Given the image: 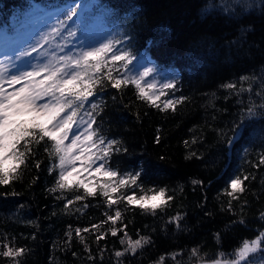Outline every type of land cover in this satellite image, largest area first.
<instances>
[{
    "label": "trees",
    "instance_id": "1",
    "mask_svg": "<svg viewBox=\"0 0 264 264\" xmlns=\"http://www.w3.org/2000/svg\"><path fill=\"white\" fill-rule=\"evenodd\" d=\"M79 1L86 8L81 7L85 13L77 28L98 13L113 26L116 40H124L120 48L136 58H151L174 81L157 101L159 108L139 99L134 85L116 89L105 81L103 90L98 86L78 110L94 117L93 127L107 139L120 142V151L102 161L105 166L121 175L140 172L137 185L125 186L113 198L133 193L139 198L153 194L150 188H166L173 198L153 214L123 199L109 208L98 187L94 197L75 187L51 192L59 170L49 171L57 161L45 152L50 143L45 138L40 145L30 144L33 154L18 177L0 185V243L25 249L19 264H197L198 257H190L193 248L204 260L214 259L264 231V165L256 166L264 153L261 0H0V30L13 34L34 4L58 11L70 4L78 8ZM245 4L256 6L245 10ZM76 36L67 35L66 42ZM228 83L236 87H222ZM167 100L175 103L174 111L162 110ZM250 102L257 106V116L244 119L243 134L229 145ZM92 103L99 107L93 109ZM191 153L195 155L186 159ZM237 175L249 178L245 191L233 198L225 190H231L228 181ZM76 195L83 199L75 200ZM68 200L73 203L67 205ZM117 209L122 219L113 225L107 215ZM178 214L179 227L173 219ZM112 227L120 229L115 236ZM125 232L132 240L143 236L151 242L116 257L127 247V241L120 242ZM0 264L15 261L0 256ZM250 264H264V251L254 254Z\"/></svg>",
    "mask_w": 264,
    "mask_h": 264
},
{
    "label": "snow or ice",
    "instance_id": "2",
    "mask_svg": "<svg viewBox=\"0 0 264 264\" xmlns=\"http://www.w3.org/2000/svg\"><path fill=\"white\" fill-rule=\"evenodd\" d=\"M261 4L264 5V0H261ZM255 6L254 4L243 5L245 10ZM76 8L75 5H68L61 13L64 19H57V25H64L65 20L71 21L77 15ZM208 11L209 9L206 8L205 12ZM60 31V27L54 26L50 30V35L54 34L52 38H55V35H59ZM68 35L75 36L76 33L69 31ZM48 38V36L43 37L45 42L48 41ZM122 43L124 40L106 39L98 44L81 46L78 51H69L66 55L56 57L54 61L49 59L39 65H33L30 59L21 60V56L31 57V53L37 51V47L34 45L30 52L25 51L15 57L16 60H21L20 65L14 63L11 58L8 64L0 63V185H9L18 177L21 166H27L26 160L33 154L30 144L40 145L47 138L50 143H45L44 150L48 153L49 158L58 161L53 163L49 171L59 170L54 186L49 189L51 192H55L57 189L72 190L75 187L76 189L83 188L86 196L94 197L98 194V187L99 194L106 198L109 208L123 199L129 205H137L141 210L151 211L153 214L172 200V196H167L166 188L158 190L150 188L148 192H152V195L145 193L138 199L134 193L133 195L116 196L114 199L113 196L118 190L125 186L137 185L140 172L135 174L128 172L121 175L118 170L106 167L103 162L93 168L97 160L106 162L112 152L120 151V148L117 147L119 141L107 139L99 128L93 127L94 117L87 123L83 132L74 131V126L79 123L77 120L78 110L83 107L85 102H88L89 97L94 96L98 86L99 90H103L105 81L111 82V86L116 89L134 85L137 97L157 108L160 107L157 101L161 95L165 94L164 89L174 87V81L168 80L161 85L159 95L155 91L154 82L147 83L145 87L142 81L152 72L150 68H145L143 72H139L135 76L128 75L127 73L131 71L129 65L132 64L135 57L127 48L116 47L117 44ZM9 66L14 69L13 72H9ZM240 79L244 81L250 78L241 77ZM222 87L235 88L236 85L228 83ZM261 87L264 88V85ZM248 91H251V85H249ZM183 99L181 97L175 103H180ZM175 103L172 100L165 101L162 110L172 109L174 111ZM91 107L96 109L99 105L92 103ZM259 107L264 109V104ZM256 108L257 106L250 102L249 106L242 111L241 122L234 125L233 137L227 140L229 145L232 144L237 134H243L241 129L244 119H253L257 116ZM69 139H71V143L66 144L65 141ZM156 142H159V136H157ZM185 144L187 145V141ZM21 148L24 151H21ZM194 155L195 153H191L186 159H190ZM258 160L257 167L264 165V153L260 154ZM77 161L80 162L79 168H77ZM6 164H8L7 167ZM35 167H40L39 161ZM85 173L87 175H84ZM94 173L107 177V181H99L93 175ZM248 178V176L241 178L239 175L230 178L228 187L231 190H225L227 195L238 198L236 194L245 191L244 181ZM193 183L201 182L194 180ZM141 192H144L142 187ZM12 194L16 195L15 192ZM57 199H62V197H57ZM81 199H83L82 196H75V200ZM72 203V200L67 201V205ZM230 206L231 201H229ZM261 218H264V213H261ZM121 219L122 213L119 209L115 211L114 215H107V220L111 221L113 225ZM173 219L177 221L179 227V214ZM240 222L243 223V220ZM96 227L93 226L94 229ZM119 230L112 227L111 234L115 236ZM75 231L79 236L81 229L77 228ZM68 235L70 237L71 232ZM99 239L100 236H97V240ZM126 241L127 247L123 251H116V257L129 251L134 254L137 249L143 248L145 244L151 242L149 237L143 236L132 240L125 232L120 242L125 244ZM0 249H3L0 251V256L14 260L15 264H19L18 257L25 252L24 248L4 243H0ZM260 251H264V231L251 240L242 241L241 245L231 254L218 253L216 258L204 260L197 247L191 250L190 257H198L197 264H250L252 256ZM172 255L174 258L177 254L173 253ZM229 256L232 258L229 259ZM160 259L163 261L164 257Z\"/></svg>",
    "mask_w": 264,
    "mask_h": 264
},
{
    "label": "rangeland",
    "instance_id": "3",
    "mask_svg": "<svg viewBox=\"0 0 264 264\" xmlns=\"http://www.w3.org/2000/svg\"><path fill=\"white\" fill-rule=\"evenodd\" d=\"M82 4L81 1L78 2V8L76 9L77 15L74 16L71 21L66 20L62 26L57 25L56 22L60 17L64 18L61 13L65 8H60L57 11V9L50 10L39 7L35 4L32 5L34 10L28 12L27 20L25 19L22 24H16L14 26L13 34L8 31H0V63L8 64L9 59L11 58V60L17 65H20L21 60L28 59L31 60L33 65H39L47 62L49 59L54 61L56 57L66 55L69 51H78L81 46L98 44L106 39L116 40L117 37L115 36V33L113 35V31L115 32L113 26H107V24L103 22V17L99 16L98 13H95L92 16H90V14L88 18L84 19V24L77 28L79 21L82 20V14L85 13L81 9V7H83ZM83 8L85 9L86 6ZM54 26L60 27L62 37L55 35V38H52L54 34L50 35V30ZM72 29L77 35L76 39L67 43L65 37H67L68 32ZM45 36L49 37L47 42L43 39ZM34 45L37 47V51L31 53V57L21 56V60L15 59V57L19 56L22 52H30L31 47ZM119 46V44L116 45L117 48H120ZM129 68L131 71L127 74L130 76H135L139 72H143L145 68L152 69V72L145 76L142 84L146 87L147 83L154 82L155 91L158 95L161 85L168 80H171L170 77L172 74H169L168 70L158 69L153 63V60L151 58H146L145 56H139L134 59L132 64L129 65ZM13 71L14 69L9 66V72ZM5 87L7 88V85H5ZM77 120L79 123L74 126V131L83 132L87 127L90 118L86 116V113L83 111L78 114ZM65 143H71V139L66 140ZM9 163H11V161H9ZM100 163H102V161L97 160L96 164L93 165V168L97 167ZM76 164L77 168H79L80 162L77 161ZM5 166L7 167L8 164ZM84 175H87V173ZM93 175L101 182L107 181V177L98 176L95 173ZM90 179H92V177H90Z\"/></svg>",
    "mask_w": 264,
    "mask_h": 264
}]
</instances>
